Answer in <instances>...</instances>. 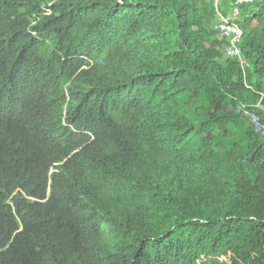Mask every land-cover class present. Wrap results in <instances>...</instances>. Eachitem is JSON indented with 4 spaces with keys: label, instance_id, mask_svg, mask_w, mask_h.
Instances as JSON below:
<instances>
[{
    "label": "trees",
    "instance_id": "16d2710c",
    "mask_svg": "<svg viewBox=\"0 0 264 264\" xmlns=\"http://www.w3.org/2000/svg\"><path fill=\"white\" fill-rule=\"evenodd\" d=\"M261 99L264 0H0V264H264Z\"/></svg>",
    "mask_w": 264,
    "mask_h": 264
},
{
    "label": "built area",
    "instance_id": "2783aa9c",
    "mask_svg": "<svg viewBox=\"0 0 264 264\" xmlns=\"http://www.w3.org/2000/svg\"><path fill=\"white\" fill-rule=\"evenodd\" d=\"M238 14V8H236L234 16H237ZM222 19L221 22L217 23L216 28L219 31V37L228 39L230 42V45L227 46V52L231 56L241 57L243 62L247 63L240 46L241 38L243 36L242 28L236 23L231 22L232 17H224ZM238 110L250 119L251 125L255 131L264 135L263 99L252 104L242 102L238 105Z\"/></svg>",
    "mask_w": 264,
    "mask_h": 264
},
{
    "label": "clouds",
    "instance_id": "9594fccd",
    "mask_svg": "<svg viewBox=\"0 0 264 264\" xmlns=\"http://www.w3.org/2000/svg\"><path fill=\"white\" fill-rule=\"evenodd\" d=\"M232 16H233V15H231V16H230V15H229V16H223V17H221V20H223L222 18H224V17H232ZM218 34H219V33H218ZM241 48H242V47H241ZM13 118H14V117L12 116L11 119H13Z\"/></svg>",
    "mask_w": 264,
    "mask_h": 264
},
{
    "label": "rangeland",
    "instance_id": "374dc122",
    "mask_svg": "<svg viewBox=\"0 0 264 264\" xmlns=\"http://www.w3.org/2000/svg\"><path fill=\"white\" fill-rule=\"evenodd\" d=\"M230 16H231V14H230ZM237 17H238V15H237Z\"/></svg>",
    "mask_w": 264,
    "mask_h": 264
}]
</instances>
